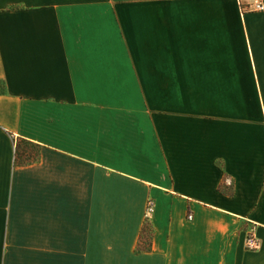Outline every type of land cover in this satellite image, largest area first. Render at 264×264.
Returning <instances> with one entry per match:
<instances>
[{"label":"crops","instance_id":"0c3cea01","mask_svg":"<svg viewBox=\"0 0 264 264\" xmlns=\"http://www.w3.org/2000/svg\"><path fill=\"white\" fill-rule=\"evenodd\" d=\"M252 2L0 0V264H264Z\"/></svg>","mask_w":264,"mask_h":264},{"label":"trees","instance_id":"16d2710c","mask_svg":"<svg viewBox=\"0 0 264 264\" xmlns=\"http://www.w3.org/2000/svg\"><path fill=\"white\" fill-rule=\"evenodd\" d=\"M1 91L3 90V85H0ZM16 151V164L17 166H29L36 164L40 161V149L39 145H35L26 140H19L17 142ZM154 228L152 223L147 219L140 236L136 252L139 254L150 253L153 246Z\"/></svg>","mask_w":264,"mask_h":264},{"label":"built area","instance_id":"2783aa9c","mask_svg":"<svg viewBox=\"0 0 264 264\" xmlns=\"http://www.w3.org/2000/svg\"><path fill=\"white\" fill-rule=\"evenodd\" d=\"M243 11L249 13L264 12V0H253L252 3L243 7ZM154 210H155L154 202L149 201L146 211L147 219H150L151 215L154 213ZM189 219L192 220V216H189ZM258 247H259L258 240L254 235V230L251 229L246 239V249L248 251H255L258 249Z\"/></svg>","mask_w":264,"mask_h":264}]
</instances>
